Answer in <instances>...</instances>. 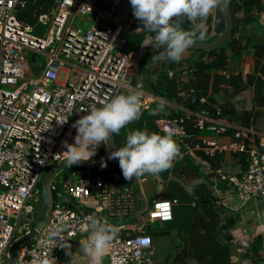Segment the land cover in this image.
<instances>
[{
	"label": "built area",
	"instance_id": "obj_1",
	"mask_svg": "<svg viewBox=\"0 0 264 264\" xmlns=\"http://www.w3.org/2000/svg\"><path fill=\"white\" fill-rule=\"evenodd\" d=\"M124 2L130 0H56L49 14L39 16L36 26L47 31L38 35L35 27L17 17V6L24 4L21 0H0V264L7 263L9 247L16 237L32 231L33 218L30 222L26 219L34 213V204L41 202L39 183L49 168L65 161L64 142L75 143L72 125L87 114L80 109L92 104L102 107L114 99L130 70L136 54L125 50V45L128 34L141 21L134 17L133 9L128 19L121 17ZM100 10L111 17L112 25L101 30L73 27L77 16L94 17ZM38 56L46 58L43 66L35 59ZM35 69H41L38 76ZM62 72L66 74L63 81ZM225 119L220 109L215 114L185 111L180 117L159 119L158 128L174 132L180 158L196 150L210 158L245 153L249 142L247 170L240 176L222 174L220 179L235 188L242 203L264 199V152L251 139L249 128H236L229 142L200 136L202 145L192 148L188 140V123L200 132L223 136L232 128ZM48 189L46 221L40 234L20 247L17 264H32L33 258L42 253L58 261L63 242L50 244L46 240L48 228L66 225L62 235L67 243L89 232L86 218L90 215L107 217L109 223L122 226L107 250L110 264L151 263L152 238L138 226L134 227L135 235H126L128 221L137 217L138 198L132 187L100 175L87 177L71 171L62 188L50 182ZM176 203L154 200L146 219L171 222Z\"/></svg>",
	"mask_w": 264,
	"mask_h": 264
},
{
	"label": "crops",
	"instance_id": "obj_2",
	"mask_svg": "<svg viewBox=\"0 0 264 264\" xmlns=\"http://www.w3.org/2000/svg\"><path fill=\"white\" fill-rule=\"evenodd\" d=\"M122 7L123 5L120 9V15L123 12ZM79 17L86 22L87 28L83 30L92 26L103 28L112 25L113 22L111 17L102 10L94 17ZM255 26V29L252 26L243 33H251L254 29L257 31V37L254 41L264 39V17ZM143 27L141 22L128 34L127 43L129 46H126L127 51L131 50L138 54L142 48L141 43L150 35ZM204 30L207 35L202 42H212V38H218L215 33L214 13L210 14L205 21ZM154 34L152 35L154 36ZM134 46L136 48L132 49L131 47ZM150 50L155 51L151 47H145L144 54L140 59L139 71L135 73L132 87L128 93L135 90L142 91V108L151 111V113L160 104H164V110L155 113L160 114L159 119L168 117V110L180 111L182 115L185 111L192 112L187 110L183 103L167 102L163 96L160 97L154 92V88L161 93V76L167 74L169 78L176 79V86L179 91H182L181 94L192 91L194 88L192 73L195 70L192 62L198 57L196 50L188 49L179 62L172 61L171 63L165 59L151 60L147 63L144 57ZM253 52V47H250L248 54H244L237 62L230 61L227 69L225 71L220 70L219 73L225 74L227 78L237 76L238 72L243 76L253 74L255 69ZM143 70H147L146 77H144ZM137 77H140V80L137 81ZM152 83L154 87H152ZM139 85H142V88H139ZM231 92L229 83L223 85L220 93L216 95L218 104H227L228 99L232 97ZM254 96V87L239 93L233 99L234 107L238 112L252 109H258L261 112L259 118L248 128L251 130V139L258 142V147L264 151V110L262 111L255 106ZM192 113L197 114V112ZM159 119L155 121L154 132L164 135L165 133L158 128ZM225 120L230 123L233 129L243 127L239 123H232L227 118ZM75 131L77 134L76 129ZM207 137L216 138L221 142L232 140L231 135L227 134L218 137L209 134ZM98 147L96 155L100 151ZM186 158H189L191 162L185 163ZM212 159L206 156L203 151L196 150L184 158L177 157L173 166L166 170V173L162 171L158 175L145 174L139 179L133 178L134 185L132 187L138 198L137 217L128 221L126 235H135L137 231L134 227L138 226L141 228V232L152 237L153 243L149 250L152 261L149 264H163L155 258L166 249L167 243H169L168 235H170L173 252L172 255L165 256L167 261L164 264H257L251 249L257 238L263 240V248L260 254L264 261V199L242 203L235 194V188L229 182L220 179L222 174L239 176L241 167L237 164V159L233 155L225 154L222 157L220 169H214ZM180 161L184 162L180 164ZM177 166L180 168L176 174L180 179L174 177ZM166 179L167 183L164 184L163 180ZM179 180L184 186L179 185ZM205 181L206 184L204 185ZM219 181L224 184L219 183ZM229 188L234 190H229ZM234 198H237L242 204H236ZM154 200L177 201L173 208L174 220L172 222L160 225L158 222L152 223L146 219ZM89 234L69 241L67 243L71 246L69 249L61 248L56 264H94L80 248V241L87 239ZM170 258L171 261L169 262ZM98 264H110L107 251Z\"/></svg>",
	"mask_w": 264,
	"mask_h": 264
},
{
	"label": "clouds",
	"instance_id": "obj_3",
	"mask_svg": "<svg viewBox=\"0 0 264 264\" xmlns=\"http://www.w3.org/2000/svg\"><path fill=\"white\" fill-rule=\"evenodd\" d=\"M226 3L227 0H130L134 17L141 21L144 26L143 29L150 33L141 44L145 47H151L153 50L162 49L158 53L155 52L152 60L167 59L174 62H179L196 40L205 39V21L218 6ZM182 18L190 22L192 25L190 30L182 28ZM152 33H155L154 36ZM125 46H129L128 43ZM125 50H127L126 47ZM135 54L138 55L136 52ZM122 83L123 80L121 85ZM142 97L143 92L135 90L131 93L117 95L109 102L103 103L102 107H96L95 104H92L81 108L80 111L87 114L81 116L72 125L77 130L75 143L65 141L63 144L66 151L63 152L62 156L66 165L73 167L82 161H98L95 160L97 147L101 144H109L111 134H118L130 122L140 119ZM164 107V104H160L153 114L163 111ZM58 121L66 122V120ZM164 132V135H160L157 132L150 133L147 130L131 131L126 137L125 146L112 151L109 159L119 160L123 176L129 181L133 178L139 179L145 174L158 175L162 171L170 169L177 157L181 156L180 146L173 139L174 132L171 129H164ZM93 156L94 158H92ZM101 167L106 168L107 161L102 162ZM52 168H49L46 173ZM92 175L95 174L92 173ZM115 182L126 185L119 181ZM126 186L132 187L131 185ZM71 207L74 208V204H71ZM86 219V229L90 234L87 239L80 241V248L94 264H98L112 246V242L122 226L109 223L107 217L98 218L90 215ZM164 223L159 224L163 225ZM65 231L66 225L64 224L52 225L46 232V240L53 246H56L58 240L62 241L60 246L69 249L70 245L63 240L62 234ZM20 237L17 236L16 239ZM32 264H56V260L54 257H49L47 253H42L33 258Z\"/></svg>",
	"mask_w": 264,
	"mask_h": 264
},
{
	"label": "trees",
	"instance_id": "obj_4",
	"mask_svg": "<svg viewBox=\"0 0 264 264\" xmlns=\"http://www.w3.org/2000/svg\"><path fill=\"white\" fill-rule=\"evenodd\" d=\"M24 4H19L17 6V17L18 19L26 25L35 27V33L38 35L44 34V28L36 26L38 18L42 14H49L56 3V0H21ZM230 9L234 20V31L232 38L222 45L220 48L212 51H200L196 50L197 58L192 62L194 65L193 80L194 88L188 93L181 94L182 91L178 90L176 86V79H171L167 74L161 76L160 89L163 98L167 102H176L182 104L186 98L196 96L192 98L186 105L185 108L192 112H200L202 110H207L212 114L216 113V109H220L222 115L229 119L232 123H239L243 127H250L254 123L261 112L258 109L243 110L238 112L234 107L233 99L235 96L243 91L249 90V88H255V96L253 102L256 107L264 110V39H259L254 41L257 37L254 31L245 34L243 32L260 22L261 18L264 17V0H230ZM182 28L184 30H190L192 25L187 19L182 18ZM249 27V28H248ZM154 34V33H152ZM207 35V34H206ZM216 37L212 38L214 41ZM143 39V37H142ZM202 40H196L195 42H200ZM250 47L254 50V73L243 76L236 74L237 76H230L227 78L225 74L219 73L220 70H226L230 61L237 62L244 54H248ZM172 63V61H171ZM174 68V66H171ZM230 84L232 89L231 98L227 104H218L217 94L220 93L223 85ZM205 99L206 102L202 103L201 100ZM142 115L139 120L130 122L118 134H114L116 150L120 147L125 146L126 137L131 131L135 130H147L148 132H154L156 123L155 121L159 119L160 114H153L149 110L141 109ZM168 117H178L182 115V112L176 110H168ZM188 140L193 147L200 144L202 145L199 137L207 136L212 134L210 132L204 131L200 132L198 129L194 128L192 122L187 124ZM236 129L230 128L227 135H231L234 138ZM218 137V136H217ZM256 142V141H255ZM258 146V142H256ZM100 151L96 155L95 160H100L104 157L107 152V146L105 144L100 145ZM251 144L247 142V151L240 154H231L237 159V164L241 167V173L239 176L245 172L250 163V150ZM260 149V148H259ZM115 150V151H116ZM261 150V149H260ZM262 151V150H261ZM264 152V151H262ZM224 155L216 156L212 159V165L214 169H220L222 157ZM207 158V157H206ZM209 159V158H208ZM72 170H75L81 175L88 172H92L95 175L103 176L107 180L116 181L126 185H134L133 180H126L123 176L122 170L119 165V160H111L107 164L106 168H99L96 170H88L81 167L73 166ZM129 181V182H126ZM206 181L204 182V185ZM39 188L42 191V182L39 183ZM34 218L31 223V230H33L41 216L43 198L41 195V202L34 204ZM25 220V219H24ZM263 248V240L257 238L253 245V255L256 258L257 264H264L263 257L261 256V250Z\"/></svg>",
	"mask_w": 264,
	"mask_h": 264
},
{
	"label": "water",
	"instance_id": "obj_5",
	"mask_svg": "<svg viewBox=\"0 0 264 264\" xmlns=\"http://www.w3.org/2000/svg\"><path fill=\"white\" fill-rule=\"evenodd\" d=\"M131 10H132L131 4L124 3L122 7L123 12H121V17L124 20H126L129 17ZM213 13H214V21H215V33L218 35V38L212 42H194L193 45L189 47V49L200 50V51H212L220 48L222 45L227 43L232 38L234 31V20L230 9V0H227L226 4H221L220 6H218ZM144 50H145V46L142 45V48L140 49L138 55L131 64L130 70L126 73L123 79V83L119 88L115 97L121 93L127 94L128 91L131 89L135 73L139 71V63L142 55L144 54ZM34 72L35 75L38 76L41 72V69H35ZM152 87H154L153 83H152ZM154 92L158 96L162 97L161 93L155 88H154ZM192 98H196V96L194 95L192 97H189L186 101L183 102V105H186ZM106 146H107V152L104 155V157L101 158L100 160L94 162L82 161L79 164L73 166L81 167L88 170H96L101 168V164L104 161H107V164H109L110 161L112 160L109 159V155L112 151L116 150L114 134H111L110 142ZM66 167H68L66 165V162L65 161L61 162L52 169H50L44 176L42 181L43 205H42L40 220L37 226L30 233L21 236L10 245L8 264H17L19 248L22 245L35 239L40 234V231L43 228V225L46 221L49 212V201H50L49 189H48L49 182L59 171H61L63 168ZM91 175L92 173L90 172L85 174V176L87 177H90Z\"/></svg>",
	"mask_w": 264,
	"mask_h": 264
},
{
	"label": "rangeland",
	"instance_id": "obj_6",
	"mask_svg": "<svg viewBox=\"0 0 264 264\" xmlns=\"http://www.w3.org/2000/svg\"><path fill=\"white\" fill-rule=\"evenodd\" d=\"M78 18H77V20L75 21V23H74V25H73V27L74 28H78V29H85V28H87V26H86V22L84 21V19L83 20H81L80 19V17L79 16H77ZM90 24H91V22H90ZM44 32L43 33H46V31H47V29L44 27ZM252 31H254L255 32V34H257V31H255L254 29H252ZM259 31V30H258ZM260 32V31H259ZM260 33H262V32H260ZM132 49H135L136 47L134 46V47H131ZM159 51H162V49H155V51L153 52V51H148L147 53H146V56L144 57V60L147 62V63H149V61H151L152 60V57H153V55L154 54H156V53H158ZM156 52V53H155ZM33 55L31 54V56H30V60H31V64L32 65H34L33 64ZM38 62H39V64L41 65V66H43L45 63H46V58H44L43 56H38V57H36L35 58ZM143 72H144V77H146L147 76V70H143ZM65 73L64 72H62L61 74H60V80L61 81H63L64 79H65ZM138 80H140V77H137V81ZM92 158H94V156L92 157ZM186 162L185 163H189V162H191V160L189 159V158H186V160H185ZM182 162H184V161H180V164L182 163ZM57 164H54V166H56ZM53 166V167H54ZM179 166H177V169L175 170V174H174V177H176V178H178V179H180L178 176H177V174H176V172L179 170ZM71 171H75V170H72V168L71 167H66V168H63L61 171H59L53 178H52V183L54 184V185H56V186H58L59 188H62L63 186H64V182H65V177H66V175L69 173V172H71ZM76 172V171H75ZM78 173V172H77ZM165 173H166V170H165ZM171 178V176L169 177V179ZM163 182H164V184L165 183H167V179L166 180H163ZM219 183H221V184H224L223 182H221V181H219ZM179 185H181V186H184L183 184H182V182L179 180ZM229 190H234V189H231V188H229ZM1 193H2V191L0 190V195H1ZM236 194V193H235ZM257 200H262V199H257ZM234 201H235V203L236 204H242L237 198H234ZM74 207H76V205H74ZM34 214H31V215H29L28 217H27V222H30L31 220H32V218H34ZM12 223H15V221L14 220H12ZM153 228H155V226H153ZM168 239H169V243H167V247H166V249H164L162 252H161V255L159 256H157L156 258H155V260H157V261H160V262H162L163 264L167 261V258L165 257V256H168V255H172V252H173V250H172V242H171V240H170V235H168V237H167ZM67 243H69V242H67ZM71 247V246H70ZM62 248V247H61ZM60 248V249H61ZM59 249V250H60ZM59 252V251H58ZM171 261V258H170V260H169V262ZM9 262V259H8V261H7V263ZM6 263V264H7Z\"/></svg>",
	"mask_w": 264,
	"mask_h": 264
},
{
	"label": "bare ground",
	"instance_id": "obj_7",
	"mask_svg": "<svg viewBox=\"0 0 264 264\" xmlns=\"http://www.w3.org/2000/svg\"><path fill=\"white\" fill-rule=\"evenodd\" d=\"M92 27H96V26H92ZM97 28H98L99 30H101L100 27H97Z\"/></svg>",
	"mask_w": 264,
	"mask_h": 264
},
{
	"label": "snow or ice",
	"instance_id": "obj_8",
	"mask_svg": "<svg viewBox=\"0 0 264 264\" xmlns=\"http://www.w3.org/2000/svg\"><path fill=\"white\" fill-rule=\"evenodd\" d=\"M145 243H147V242L145 241Z\"/></svg>",
	"mask_w": 264,
	"mask_h": 264
}]
</instances>
